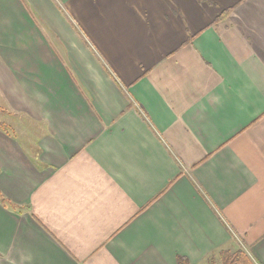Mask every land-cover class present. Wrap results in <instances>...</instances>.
<instances>
[{"label":"crops","instance_id":"obj_1","mask_svg":"<svg viewBox=\"0 0 264 264\" xmlns=\"http://www.w3.org/2000/svg\"><path fill=\"white\" fill-rule=\"evenodd\" d=\"M0 102V264H264V0H0Z\"/></svg>","mask_w":264,"mask_h":264},{"label":"trees","instance_id":"obj_2","mask_svg":"<svg viewBox=\"0 0 264 264\" xmlns=\"http://www.w3.org/2000/svg\"><path fill=\"white\" fill-rule=\"evenodd\" d=\"M0 129L4 133H9L5 127L0 125ZM0 204L5 208L16 209L15 205L9 202L0 193ZM252 259L244 252L242 248L235 250L223 249L216 253L210 254L206 259L204 264H254ZM177 264H189L186 258L177 257Z\"/></svg>","mask_w":264,"mask_h":264},{"label":"rangeland","instance_id":"obj_3","mask_svg":"<svg viewBox=\"0 0 264 264\" xmlns=\"http://www.w3.org/2000/svg\"><path fill=\"white\" fill-rule=\"evenodd\" d=\"M3 108H4L3 104L0 102V109L3 110ZM15 123L16 122H15L14 119L9 120L8 118L3 116L2 114L0 115V125L5 127L6 129H10V130L15 131L17 139L20 140L21 142H23L24 145H26V141L28 140L27 139L28 136H27L25 131L26 130L27 131L28 130H33V128L30 125H27L26 123H24L26 125V129H25L24 126L22 125V122L19 123V124L14 125ZM3 124H5V125H3Z\"/></svg>","mask_w":264,"mask_h":264}]
</instances>
